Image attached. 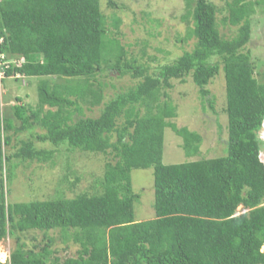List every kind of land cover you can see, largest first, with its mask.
Returning a JSON list of instances; mask_svg holds the SVG:
<instances>
[{
    "label": "trees",
    "instance_id": "16d2710c",
    "mask_svg": "<svg viewBox=\"0 0 264 264\" xmlns=\"http://www.w3.org/2000/svg\"><path fill=\"white\" fill-rule=\"evenodd\" d=\"M225 3L223 20L237 27L235 35L221 33L213 1L186 0L189 27L180 40L193 38L194 46L154 67L142 58L146 49L142 57L128 56L126 45L110 35L100 0H0V84L39 78L37 104L18 95L0 112V244L7 236L15 240L0 264H264V83L245 50L260 3ZM104 70L136 82L106 100L107 83H96ZM221 73L228 153L165 164L167 126L183 138L187 156L198 154L203 140L170 121L177 116L174 80L191 76L214 108L208 85ZM81 101L101 105L99 115H85ZM37 127L44 132H33ZM25 131L30 137L16 148L13 134ZM61 145L112 157L98 178L102 191L9 202L3 172L11 182L17 161L52 162ZM134 168L153 169L155 217L145 221L135 218L141 195L133 188ZM31 230L41 231L42 240L33 236L29 244L23 235ZM57 236L77 244V256L58 257Z\"/></svg>",
    "mask_w": 264,
    "mask_h": 264
},
{
    "label": "rangeland",
    "instance_id": "374dc122",
    "mask_svg": "<svg viewBox=\"0 0 264 264\" xmlns=\"http://www.w3.org/2000/svg\"><path fill=\"white\" fill-rule=\"evenodd\" d=\"M115 1L118 3L116 7L110 5V0H100V5L107 18L110 35L117 36L121 43L126 45L128 56L134 54L142 57L143 50L146 49L147 55L142 57L144 62L148 61L152 66L157 67L161 63L173 60L194 46L193 38L185 41L180 40L187 38L189 27L188 22L184 19V15L188 12L186 0ZM211 1L219 8L217 20L221 33L226 37H232L235 35L237 27L223 20L228 15L225 9V0ZM253 1H258L260 4L255 5V11L251 18L252 35L245 50L251 53L258 78L261 83H264V4L260 0ZM143 11L148 12V15L142 13ZM117 17L120 18V21L116 24ZM12 59L13 62L14 57ZM0 64H2L1 61ZM222 73L208 85L215 97L214 108H211L208 102L203 101L199 88L191 76L187 77L186 82L174 80L175 87L171 93L177 105V116L171 118L170 121L175 122L180 127L185 126L190 130L197 131L202 135L203 140L200 145V152L194 156H187L182 147L183 138L167 126L164 131L163 149V162L165 164L188 162L202 157H218L228 153V117L225 112L226 81ZM97 79L107 83L104 86L106 100L136 82V79L130 74H122L118 70L98 72L96 83L98 82ZM38 81L39 78L37 77L24 79L22 82L14 77L3 80L0 84V112L6 114L9 104L12 105L18 95L24 96L28 103L37 104ZM55 82L65 83L64 79H58ZM204 105L206 109L203 107ZM47 108L48 106H46ZM100 109L101 105L88 107L83 103L85 115L98 116ZM33 132L41 133L44 132V129L37 127ZM30 135V131L13 134V144L16 148L19 147L20 141L28 139ZM259 138L264 143V123L259 132ZM37 145L50 147L48 142H37ZM60 148V153L52 162L17 161L16 175L11 182L6 179L5 171L3 172L7 181V200L9 202L50 199L59 193L72 198L81 193L90 195L102 191L98 178L104 174L105 163L112 157L98 152L72 150L65 145H61ZM9 149L14 151L13 148ZM262 152V159L264 160V147ZM131 178L134 191L141 195L135 203L136 221L154 218L153 169L134 168L131 172ZM241 207H238L237 212H242L243 208ZM42 234L41 231L31 230L23 236L31 244L33 236L41 241ZM57 237L58 241L53 248L58 257L65 259L77 256L79 249L77 244L74 242L64 243L60 236ZM14 242L12 236H7L1 241L2 259L5 258L4 250L11 249Z\"/></svg>",
    "mask_w": 264,
    "mask_h": 264
},
{
    "label": "built area",
    "instance_id": "2783aa9c",
    "mask_svg": "<svg viewBox=\"0 0 264 264\" xmlns=\"http://www.w3.org/2000/svg\"><path fill=\"white\" fill-rule=\"evenodd\" d=\"M0 59H2V55L0 54ZM24 58H22L21 60H23ZM1 62H2V64H0V67H2L3 65H4V63H3V61L2 60H0ZM1 69V68H0ZM2 73H0V75H1ZM0 251H2V250H0ZM4 253H5V258L4 259H2V256H1V252H0V259H1V261H3V262H6L8 259H9V255H10V249H8V250H4Z\"/></svg>",
    "mask_w": 264,
    "mask_h": 264
}]
</instances>
